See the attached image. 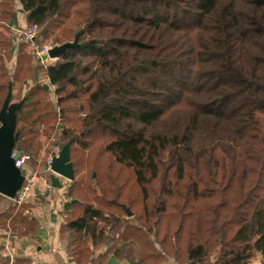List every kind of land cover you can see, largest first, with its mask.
I'll return each instance as SVG.
<instances>
[{"label":"trees","instance_id":"16d2710c","mask_svg":"<svg viewBox=\"0 0 264 264\" xmlns=\"http://www.w3.org/2000/svg\"><path fill=\"white\" fill-rule=\"evenodd\" d=\"M19 2L40 37H79L39 65L55 106L45 83L31 86L40 74L22 70L30 43L10 77L20 10L0 0V111L11 90L20 142L53 119L64 122L55 146L72 141L60 229L72 261L264 264V0ZM76 150L89 151L90 181L77 175Z\"/></svg>","mask_w":264,"mask_h":264},{"label":"crops","instance_id":"0c3cea01","mask_svg":"<svg viewBox=\"0 0 264 264\" xmlns=\"http://www.w3.org/2000/svg\"><path fill=\"white\" fill-rule=\"evenodd\" d=\"M16 4L20 12L17 20L9 23L10 35L13 38V46L10 49L12 58L9 61L5 60L10 77H13L16 70L18 71V55L22 43L21 33L29 27L27 14L21 11L22 5L19 0H16ZM30 50L28 49L27 53ZM34 80L30 81L31 85L41 83L39 76ZM45 85H48L50 91L52 86L48 83ZM14 93L17 94L18 90H14ZM54 153L56 152L52 154ZM43 159L41 157L33 158L27 166L31 171L37 172L40 177L41 186L36 191V197L18 209L13 207L9 198L0 195V214H8L7 221L0 226V264H9L10 254L15 257V264H76L68 256L60 237V229L65 217L64 203L67 201L65 194L67 190L65 187L52 190L43 187L44 181H50L49 174L44 173L46 167L43 165ZM61 180L63 185L70 186V183H66L65 179ZM22 216L27 219L25 224L19 222ZM108 264L124 263L115 257H110Z\"/></svg>","mask_w":264,"mask_h":264},{"label":"water","instance_id":"95a60500","mask_svg":"<svg viewBox=\"0 0 264 264\" xmlns=\"http://www.w3.org/2000/svg\"><path fill=\"white\" fill-rule=\"evenodd\" d=\"M78 38L72 43L55 46L43 60H58L67 50L78 48L80 46ZM45 86L48 88V85ZM11 96L12 91L10 90L0 111V195L9 199L15 197L27 174L25 169L20 170L15 165L23 149L22 146L17 145L19 134L16 132L17 111L21 108L22 103L10 104ZM71 145L72 141L66 144L58 154L54 153L52 155L50 182L53 188L58 189L63 186L61 179L68 182L75 180L74 165L71 162ZM14 150H16V155L12 157ZM127 212L129 216H132L129 209H127Z\"/></svg>","mask_w":264,"mask_h":264},{"label":"rangeland","instance_id":"374dc122","mask_svg":"<svg viewBox=\"0 0 264 264\" xmlns=\"http://www.w3.org/2000/svg\"><path fill=\"white\" fill-rule=\"evenodd\" d=\"M18 1V0H17ZM16 2V0H15ZM41 32V30H40ZM61 33L62 31L61 30H58L57 32L55 31L54 33H52L51 35H49L47 38H43V37H40V34L38 35L37 37V40H38V43L40 45H47V46H56V38L58 36H61ZM59 46V45H57ZM24 54H26V51H24ZM26 59H27V64L30 66H27V65H22V70L24 69V71L26 73H29V71L31 69L35 70V72L37 71L39 74H40V79H41V83H48L49 82L47 81V79H45V76H44V70L43 68L40 69V67L42 66H39L41 63H34V60L32 58V54L29 55V54H26ZM57 60H47L43 63H45L43 65V67L45 68L46 66L48 65H52L53 63H55ZM34 67V68H32ZM38 69H35L37 68ZM24 74V72H23ZM46 80V81H44ZM50 85V84H49ZM33 86V84L31 85ZM51 86V85H50ZM51 90L49 91L50 95H48L50 97V101L56 106L57 104V100H56V97L54 95V87H51L50 88ZM41 99H42V102H41V107H43L44 105V101H45V97L44 95H41ZM42 109H40L38 112H41ZM49 110V107L46 105V108L44 109V112L47 113ZM46 124L48 127L50 126H54L56 127V130H54L53 132L52 131H49V130H44L45 127H46ZM49 124V125H48ZM1 126V125H0ZM63 126H64V122H62L61 120L59 119H56V120H52L51 122H46L44 126H39L37 129H40L38 130V133L36 134H33L32 136L29 137L28 141L26 140H22L21 142L18 141L20 144L21 143H25L23 146L24 148L22 149V152L23 153H27L29 155H32L33 158H44L43 159V165L45 167H47L46 165L48 164V161L50 159V157L53 155L52 153L53 152H56V153H59L61 151V149L63 148L61 145L60 147H57L56 148V143H59L60 141V137H61V134H62V129H63ZM18 145V144H17ZM75 153V156H73V160L74 161H78V172H77V175L78 177L80 176H84L86 178L87 181H90L89 179H91L92 177V173L88 171V169L86 168L87 166V160L89 158V151H86V152H83V151H74ZM31 163V162H30ZM29 163V164H30ZM37 169V168H36ZM48 178L50 179V177L48 176ZM47 178V179H48ZM66 183H71V182H66ZM65 187L66 190L69 188V186H67V184L61 186V188ZM137 189V188H136ZM67 202V201H66ZM65 202V203H66ZM136 205L137 206H134L133 207V211L135 212L137 209H140L141 208V199H136ZM14 207V205H13ZM15 208V207H14ZM128 218H131V217H128ZM262 258L261 257H257L256 259H254L250 264H263L262 262ZM186 256L185 254H183L180 258V261L177 260L176 257L174 256H170L168 257V264H186Z\"/></svg>","mask_w":264,"mask_h":264},{"label":"built area","instance_id":"2783aa9c","mask_svg":"<svg viewBox=\"0 0 264 264\" xmlns=\"http://www.w3.org/2000/svg\"><path fill=\"white\" fill-rule=\"evenodd\" d=\"M40 34V28L37 25L29 26L21 33L22 41L28 42L31 44V54L34 60V63H43L45 62L43 59L45 56L49 55L50 50H52L53 46L40 45L38 43L37 37ZM50 60V59H48ZM16 150H14L12 157H15ZM33 160V157L27 153H21L20 158L16 161L15 165L18 169H25L27 174L25 176V181L20 188V190L16 193L13 199H10L16 208H21L25 203L36 197V191L40 188V177L37 172L31 171L27 168L28 164ZM51 161L52 156L50 157L47 167L44 170L46 174H52L51 171ZM43 173V172H42ZM43 187L48 190H52L53 187L51 182L44 181ZM29 214V212H26ZM9 264H15V257L12 254L9 255ZM33 264H47V263H33Z\"/></svg>","mask_w":264,"mask_h":264}]
</instances>
